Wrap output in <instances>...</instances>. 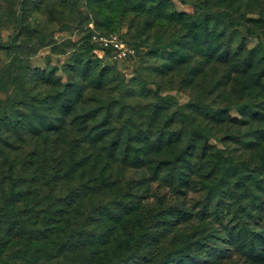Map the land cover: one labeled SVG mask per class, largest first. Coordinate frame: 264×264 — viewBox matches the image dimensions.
Listing matches in <instances>:
<instances>
[{"label":"trees","instance_id":"1","mask_svg":"<svg viewBox=\"0 0 264 264\" xmlns=\"http://www.w3.org/2000/svg\"><path fill=\"white\" fill-rule=\"evenodd\" d=\"M256 13L258 17L249 22L235 19L231 26L256 32L254 25L264 23L263 8ZM229 15L221 9L210 12L209 20ZM18 24L16 16L14 31ZM15 45V32L6 41L0 38V49ZM104 50L111 55L109 48ZM256 54L246 51L245 37L237 39L234 29L226 38L216 34V74L224 66L216 86L227 82L232 96L247 98L254 107L232 123L234 128L249 125L251 131L228 135L234 142L248 136L245 150L238 156L216 150V163L238 159L234 169L244 168V176L254 177L258 184L264 181V55ZM38 80L58 88L53 103L39 100L38 107L19 115L23 118L0 121V264H264V217L259 214L264 205L256 203L259 199H252V205L248 199L234 200L237 212L257 213L248 219L246 213L234 216L228 210L216 217L215 232L212 218L191 212L187 202L167 205L161 200L152 211L142 202L153 196L148 181L157 179L159 171L148 175L141 169L138 179H125V171L111 164H149L146 157L153 153L166 158L161 148L171 143L170 137L160 132L154 140L153 135L146 141L136 138L134 143L142 144L144 153L133 155L128 147L123 152L121 133L107 139V121L91 122L99 110H81L87 96L74 94L71 85L58 79ZM10 107L15 111L14 103ZM218 111L226 110H216V123L224 124L227 118ZM155 122L152 118L148 124ZM196 145L197 141L190 142L187 149ZM205 157L180 150L164 159L163 164H173L169 180L175 185L173 192L197 181L192 179L193 174L201 176L197 161ZM251 184L246 182L244 198ZM65 189L63 195H54ZM260 202L264 204V199Z\"/></svg>","mask_w":264,"mask_h":264},{"label":"rangeland","instance_id":"2","mask_svg":"<svg viewBox=\"0 0 264 264\" xmlns=\"http://www.w3.org/2000/svg\"><path fill=\"white\" fill-rule=\"evenodd\" d=\"M19 1L0 0V38L6 41L16 34L13 48L0 49V121L23 118L19 115L38 107L39 100L53 103L58 88L35 81L58 79L71 85L74 94L82 92L88 97L81 110H99L91 122L107 121V139L122 134L123 152L128 147L133 155H142V144L134 139L146 141L153 135L154 140L161 132L171 140L161 148L166 158L180 150L206 155L197 161L201 176L193 174L197 181L177 193L169 181L173 164H163L166 158L160 153L147 155L149 164H111L125 171V179H138L141 169L148 175L159 171L157 179L148 181L153 196L142 202L152 211L161 200L167 205L184 201L191 212L211 217L215 232L216 217L228 210L234 216L240 212L234 200L248 199L252 205V199H259L256 203L264 205L260 202L264 181L257 184L254 177L244 176L239 165L234 169L238 159L216 163V150L236 156L245 150L248 136L234 142L228 135L244 136L251 131L249 125L234 128L232 123L243 118L245 109L254 108L247 98L232 96L227 82L216 86L224 68L220 65L216 74V34L221 32L226 38L234 29L237 39L245 37L246 51L264 55V23H256V32L251 34L243 26H231L235 19L247 23L258 17L256 12L260 7L264 10V0H24L22 7ZM221 9L230 15L209 20L210 12ZM16 16L19 24L14 31ZM112 33L134 50L126 60L116 61L92 38ZM218 109L226 110L225 114L217 112L227 118L224 124L216 123ZM152 118L156 122L149 125ZM193 141H197L195 149H187ZM246 182L252 184L244 198ZM240 213L252 219L257 212ZM259 214L264 217V208ZM190 230L192 227L185 229Z\"/></svg>","mask_w":264,"mask_h":264},{"label":"built area","instance_id":"3","mask_svg":"<svg viewBox=\"0 0 264 264\" xmlns=\"http://www.w3.org/2000/svg\"><path fill=\"white\" fill-rule=\"evenodd\" d=\"M92 38L97 40L102 49L109 48L114 59L123 60L134 53V50L115 33L100 37L94 35Z\"/></svg>","mask_w":264,"mask_h":264}]
</instances>
